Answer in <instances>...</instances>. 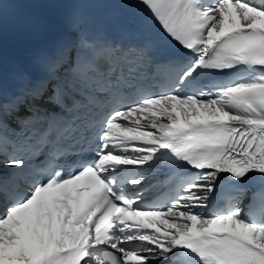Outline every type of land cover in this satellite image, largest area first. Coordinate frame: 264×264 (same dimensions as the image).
Listing matches in <instances>:
<instances>
[{"label":"snow or ice","instance_id":"snow-or-ice-1","mask_svg":"<svg viewBox=\"0 0 264 264\" xmlns=\"http://www.w3.org/2000/svg\"><path fill=\"white\" fill-rule=\"evenodd\" d=\"M142 2L186 62L82 20L0 97V264H264V0Z\"/></svg>","mask_w":264,"mask_h":264},{"label":"bare ground","instance_id":"bare-ground-1","mask_svg":"<svg viewBox=\"0 0 264 264\" xmlns=\"http://www.w3.org/2000/svg\"><path fill=\"white\" fill-rule=\"evenodd\" d=\"M40 103L42 106H46L47 104H50L48 101L45 100H42Z\"/></svg>","mask_w":264,"mask_h":264}]
</instances>
